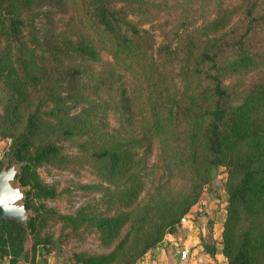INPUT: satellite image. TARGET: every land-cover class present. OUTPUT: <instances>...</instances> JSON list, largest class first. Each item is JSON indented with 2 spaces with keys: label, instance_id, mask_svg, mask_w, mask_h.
Returning <instances> with one entry per match:
<instances>
[{
  "label": "trees",
  "instance_id": "trees-1",
  "mask_svg": "<svg viewBox=\"0 0 264 264\" xmlns=\"http://www.w3.org/2000/svg\"><path fill=\"white\" fill-rule=\"evenodd\" d=\"M53 1L0 0V139L11 137L8 151L20 164L16 180L25 187L29 211L26 227L0 219V259L15 264L25 257L28 236L32 256L37 244L49 250L51 235L43 232L47 223L75 221L73 214L45 204L57 191L36 168L71 167L78 158L100 180L83 186L99 191L104 205L98 215L78 210V219L94 226L102 244L119 238L122 226L126 229L109 251L82 255L77 264H134L174 230L214 166L225 173L221 251L226 263L264 264V81L238 92L220 77L226 52L253 59L247 41L264 9L246 7L242 25L226 32L221 30L230 12L215 13L190 40L195 52L188 66L177 48L154 46L148 29L130 20L132 0H90V37H59L50 14H43L46 25L39 32L35 19ZM99 47L110 59L99 58ZM233 63L227 67L235 71ZM177 64L199 82L183 102L161 75ZM117 66L139 80L122 76ZM67 102L84 107L69 114ZM110 115L116 127L110 126ZM65 141L74 142L73 153L61 150ZM173 180L181 184L176 187Z\"/></svg>",
  "mask_w": 264,
  "mask_h": 264
},
{
  "label": "rangeland",
  "instance_id": "rangeland-1",
  "mask_svg": "<svg viewBox=\"0 0 264 264\" xmlns=\"http://www.w3.org/2000/svg\"><path fill=\"white\" fill-rule=\"evenodd\" d=\"M118 3H120L118 1ZM256 11L264 9V0H132L130 9L133 11L129 14V18L135 24L148 29L154 46L159 43H168L170 47L178 50V55L183 61H187L188 66L192 65L193 49L190 40L196 39L200 27H203L214 15L221 10L230 12V21L221 30L226 32L229 29L240 27L242 25V12L250 5ZM94 4L90 0H55L41 7V14L37 15L35 25L39 32L45 28V20L43 14H50L54 19V30L60 36L67 35H85L89 36V13L93 9ZM83 26V27H82ZM220 31V32H221ZM191 37V38H190ZM99 58L110 59L104 47H99ZM247 52L253 57L252 60L241 59L240 53L231 54L226 52L220 60L223 66L220 70L222 83L235 91H242L251 82L264 81V17L256 24L254 31L251 33L247 41ZM228 62H234L237 70L232 71L228 66ZM183 63V62H182ZM117 71L124 77L133 74H126L120 67H116ZM181 64L165 67L163 73L166 77L167 84L170 86L169 91H173L180 101L183 102L187 96L195 92L199 85L197 79L189 76V73L183 70ZM172 77V78H171ZM139 80L138 77H134ZM141 86V85H140ZM145 89L138 90L139 104L144 99L142 93ZM84 107L83 103L67 102L66 109L69 114L78 113ZM2 113V104L0 102V116ZM110 126L116 127V121L113 116H109ZM9 142L0 146V165L6 166L8 162V146ZM74 142L65 141L61 143V150L64 153L74 152ZM149 162H152V152L149 154ZM19 162L16 167L19 169ZM158 171V169H155ZM36 171L40 179L48 184H52L57 195L52 199H46L45 204L52 207L55 211L65 214H73L74 222L69 221H49L43 228V232L51 235V244L49 249L60 253L61 257L75 261L82 255L99 254L109 251L117 242V239L123 235L126 225L120 228L119 238L110 244H102L97 239V233L92 224L82 222L78 219V210L88 215H98L101 207L104 205L100 202L99 191H89L83 185L99 183L100 180L93 168L85 161H79L75 158V164L67 167H55L52 165L37 166ZM209 180L203 186V195H207L208 189L217 192V197L226 198L223 188L224 168L222 166H214L211 169ZM154 176V180L157 179ZM163 180V178H160ZM16 183H18L16 181ZM172 184L178 187L180 180H173ZM205 187V189H204ZM151 188L147 185L145 189ZM24 190L25 187L22 186ZM145 195L141 193V197ZM163 239V238H162ZM33 241L31 237H26L25 241Z\"/></svg>",
  "mask_w": 264,
  "mask_h": 264
},
{
  "label": "crops",
  "instance_id": "crops-1",
  "mask_svg": "<svg viewBox=\"0 0 264 264\" xmlns=\"http://www.w3.org/2000/svg\"><path fill=\"white\" fill-rule=\"evenodd\" d=\"M4 143V139H0V146ZM216 194L212 189H208L206 196L201 192L188 209V214H194L189 223H177L159 244L148 249L137 260L143 258L149 260L150 264H227L221 251L225 198L217 197ZM182 246H188L189 249L184 259L178 254V248ZM23 250L25 257L20 256L15 264H30V259L32 264H77L61 257L54 250L45 251L41 244L35 245L32 256L30 240L24 242ZM6 262V257L0 259V264Z\"/></svg>",
  "mask_w": 264,
  "mask_h": 264
},
{
  "label": "water",
  "instance_id": "water-1",
  "mask_svg": "<svg viewBox=\"0 0 264 264\" xmlns=\"http://www.w3.org/2000/svg\"><path fill=\"white\" fill-rule=\"evenodd\" d=\"M18 160L13 151L8 155L6 166L0 167V219H12L15 223L26 227L29 211L23 203L24 190L16 183L19 169Z\"/></svg>",
  "mask_w": 264,
  "mask_h": 264
},
{
  "label": "built area",
  "instance_id": "built-area-1",
  "mask_svg": "<svg viewBox=\"0 0 264 264\" xmlns=\"http://www.w3.org/2000/svg\"><path fill=\"white\" fill-rule=\"evenodd\" d=\"M8 140L9 138L4 139L6 144L9 142ZM193 215H194L193 213L188 214V210H187L178 218L177 223H189ZM188 251H189L188 246L179 247L178 248L179 257L181 259L186 258L188 256ZM134 264H150V261L142 258V259L136 260Z\"/></svg>",
  "mask_w": 264,
  "mask_h": 264
}]
</instances>
